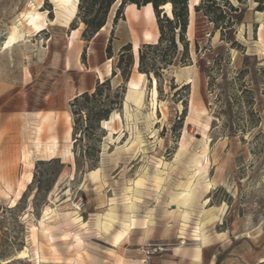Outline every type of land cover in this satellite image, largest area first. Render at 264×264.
Instances as JSON below:
<instances>
[{
    "label": "rangeland",
    "instance_id": "rangeland-1",
    "mask_svg": "<svg viewBox=\"0 0 264 264\" xmlns=\"http://www.w3.org/2000/svg\"><path fill=\"white\" fill-rule=\"evenodd\" d=\"M119 1L85 41L78 0H0V264H264V9L216 0L221 31L189 0L187 54L176 38L156 78L137 71L154 13L113 24ZM105 80L121 105L76 141L70 104Z\"/></svg>",
    "mask_w": 264,
    "mask_h": 264
},
{
    "label": "trees",
    "instance_id": "trees-1",
    "mask_svg": "<svg viewBox=\"0 0 264 264\" xmlns=\"http://www.w3.org/2000/svg\"><path fill=\"white\" fill-rule=\"evenodd\" d=\"M117 0H78L77 11L75 17L79 24L83 25V30L81 37L85 41H89L95 34L99 32L106 24L107 15L110 7ZM223 6L228 11H236L237 9L232 6L229 1L224 0ZM239 2L241 0H238ZM257 3L256 10L262 11L264 9V0H254ZM169 4L170 5V16L163 12L161 7ZM134 5L138 8L151 5L154 17L156 19L157 28L159 32V37L155 44H143L138 49V61H137V71L139 74H145L150 76L153 74L158 78V69L161 67H166L171 65L178 50L176 38L181 42L184 54H187L188 44L185 40V33L190 22L189 12L190 5L189 0H120L118 9L113 18V24H116L119 18L124 20L123 10L125 6ZM193 10L196 13H202L208 20L212 23L216 29L225 30L231 26V22L226 17L225 12L221 10V6L216 0H200L198 5L193 6ZM118 14L121 15L118 17ZM71 30H75L76 27L70 25ZM106 52L110 56V46L106 48ZM157 54V57L149 58L148 54ZM128 61L129 68L134 66V56H132V47L128 43L121 48L119 52V59L117 69H120L119 74L122 75L123 81L126 82L128 76H125L124 70L120 66L124 58ZM122 70V71H121ZM116 75L113 70L111 76ZM105 90L113 91L117 97V102L113 100H103L102 95ZM124 91V87L118 86L114 90L109 87V80H105L100 84H97L93 93L88 94L87 92L75 97L70 107L73 116H84L87 124L85 127L79 131L78 138L77 129L73 127L72 135L74 140L81 139L85 136V132L89 128L98 127L102 120L107 121L108 116L113 110L114 106L117 109L121 105V96ZM95 100L96 105L91 107H86L79 105L81 101L88 102L89 100Z\"/></svg>",
    "mask_w": 264,
    "mask_h": 264
},
{
    "label": "crops",
    "instance_id": "crops-1",
    "mask_svg": "<svg viewBox=\"0 0 264 264\" xmlns=\"http://www.w3.org/2000/svg\"><path fill=\"white\" fill-rule=\"evenodd\" d=\"M127 9H131V11H132V14H133V16L134 17H136V14H137V12L139 11V9H137L134 5H128L127 7H126ZM142 8H144V10H149L150 12H151V14L153 15V10H152V7H151V5H147V6H145V7H142ZM127 15V14H126ZM153 21H154V26H155V28H156V30H157V26H156V22H155V18L153 19ZM151 40H155V38H154V36L152 35L151 36ZM28 179H29V177H28ZM107 213H109V211H107L105 214H107ZM113 225V224H112ZM111 227H113V226H111ZM130 232H131V229L129 230ZM129 231L125 234V236L123 237V238H121L120 239V241L118 242V244H121V242L123 241V240H125V239H127L128 238V235H129ZM127 235V236H126ZM117 239V238H116ZM113 242V246L114 247H117V240L115 241H112ZM143 243H145V241L142 239V238H140V243L139 244H143ZM138 244V245H139ZM119 246V245H118ZM198 248H199V250H196V256H197V259H200V258H202V254H203V251H202V248H203V246H200L199 244H198ZM141 250V249H140ZM141 252V251H140Z\"/></svg>",
    "mask_w": 264,
    "mask_h": 264
},
{
    "label": "bare ground",
    "instance_id": "bare-ground-1",
    "mask_svg": "<svg viewBox=\"0 0 264 264\" xmlns=\"http://www.w3.org/2000/svg\"><path fill=\"white\" fill-rule=\"evenodd\" d=\"M190 5H191V4H190ZM164 7L168 9V14L170 15V5L167 4V5H165ZM139 76H140V77H143L144 75H143V74H139ZM128 88H129L130 90H138V84H137V83H133V82H129V83H128ZM105 122H106V121H105ZM69 134H70V133H69ZM91 174H94V172L92 171ZM73 207H74L75 209H79L78 206H77L76 204H74ZM182 215H183V214H182ZM145 245H146V244H145ZM145 245H144V246H145ZM144 246H142V247H144Z\"/></svg>",
    "mask_w": 264,
    "mask_h": 264
},
{
    "label": "built area",
    "instance_id": "built-area-1",
    "mask_svg": "<svg viewBox=\"0 0 264 264\" xmlns=\"http://www.w3.org/2000/svg\"><path fill=\"white\" fill-rule=\"evenodd\" d=\"M147 248L145 249V251L143 250L145 255H151L152 253H159L161 252L163 249L159 246H154L151 248L150 245L146 246ZM150 247V248H148Z\"/></svg>",
    "mask_w": 264,
    "mask_h": 264
}]
</instances>
